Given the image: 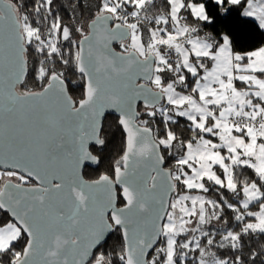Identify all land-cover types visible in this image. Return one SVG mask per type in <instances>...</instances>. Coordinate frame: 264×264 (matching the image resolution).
Instances as JSON below:
<instances>
[{
	"label": "snow or ice",
	"instance_id": "1",
	"mask_svg": "<svg viewBox=\"0 0 264 264\" xmlns=\"http://www.w3.org/2000/svg\"><path fill=\"white\" fill-rule=\"evenodd\" d=\"M216 5L264 29V0ZM53 6L35 0L29 14L0 0V264H247L242 237L264 238V47L240 53L229 35H201V0H97L75 28ZM30 49L39 91L20 90ZM57 61L80 73L78 100ZM106 109L124 147L114 179L89 182L79 167L97 161L87 144L104 145ZM117 229L120 250L100 251Z\"/></svg>",
	"mask_w": 264,
	"mask_h": 264
},
{
	"label": "trees",
	"instance_id": "2",
	"mask_svg": "<svg viewBox=\"0 0 264 264\" xmlns=\"http://www.w3.org/2000/svg\"><path fill=\"white\" fill-rule=\"evenodd\" d=\"M201 2L205 4L210 17L209 22L200 24V27H202L201 35L211 36L216 40H220L223 35H229L233 50L240 53L264 47V29H260L256 21L243 17L241 15V6L230 5L229 11L223 15L222 8L224 6H217L213 0H201ZM34 3L35 0H20L22 8L29 14L33 11ZM92 3H97V0H54L53 14L58 15L64 25H74L78 20H90V17L94 13L89 11V6ZM31 18L34 21L40 20L39 17ZM47 23L48 21L40 20L38 25L45 33L47 31ZM63 47H68L67 42H63ZM117 50L119 49L117 48ZM40 59V55L35 53L34 49H30L28 54L29 73L25 83L20 87V90H41L42 86L35 75ZM49 65L50 68L53 67V65ZM54 68L55 70L64 72L65 82L68 85L69 93L73 99L78 100L81 98L83 94V81L80 79V73L75 70L74 66H63L57 61ZM142 108L143 106H140L139 109L142 114L141 118L149 119L150 125L154 130H159V133L163 132V125L160 123L159 117L153 122L151 118L142 113ZM177 119L179 121L178 125H172L177 135L181 138L190 136V133L186 131L187 122L183 118ZM101 139L105 141L104 145L91 147L92 153L98 158V163L86 166L84 176L87 180H96L104 174L114 177V164L122 155L125 139V133L118 123V116L112 114L107 115L104 121ZM167 159L171 160V157ZM226 195L231 199H235L232 197L231 193H227ZM209 196L216 198V196L212 194H209ZM231 223L233 224V229L236 230V222L231 221ZM242 240L243 245L240 254L245 258L247 264H253V261L250 259V253H261L262 250H264V238H261L259 235H254L244 236ZM121 246L122 237L120 231L117 229L100 248V251L115 255V253L120 250ZM221 251L228 253L230 250L223 249ZM254 264H264V254L258 255Z\"/></svg>",
	"mask_w": 264,
	"mask_h": 264
},
{
	"label": "water",
	"instance_id": "3",
	"mask_svg": "<svg viewBox=\"0 0 264 264\" xmlns=\"http://www.w3.org/2000/svg\"><path fill=\"white\" fill-rule=\"evenodd\" d=\"M115 45H116V44L114 43V44H113V47H115ZM28 73H29V61H28ZM27 76H28V74H27ZM27 76H26L25 79H24V83H25V81H26V79H27ZM24 83H23V84H24ZM65 83H66V82H65ZM66 85H67V83H66ZM21 86H22V85H21ZM21 86H20V87H21ZM67 87H68V85H67ZM68 93H69V89H68ZM69 95H70V93H69ZM140 106H142V102L138 101V102H137V109H138V110H139ZM110 114L119 117V114H118L115 110H113V109H106L104 115L100 118V123H101L100 133H102L105 118L107 117V115H110ZM100 138H101V135H100ZM96 145H99V144H96L94 141H91V140H90V141L88 142V144H87V149H88L89 152H91V154H92L93 156H95V155L92 153V151H91V147H92V146H96ZM95 157H96V156H95ZM95 163H98V158H97V161L84 160V161L80 164V167H79V173H80V176H81L84 180L89 181V182L92 181V180H87V179L85 178V176H84V170H85V168H86L87 165H89V164H93V165H94ZM0 170H3V169L0 168ZM118 189H120V186H119V185L116 186L117 195H118V197H119ZM118 202H119V199H118L117 203H118ZM112 234H113V232H109V233H106V234H105L103 240L101 241L102 246L108 241V239L110 238V236H111Z\"/></svg>",
	"mask_w": 264,
	"mask_h": 264
},
{
	"label": "rangeland",
	"instance_id": "4",
	"mask_svg": "<svg viewBox=\"0 0 264 264\" xmlns=\"http://www.w3.org/2000/svg\"><path fill=\"white\" fill-rule=\"evenodd\" d=\"M215 3H216V0H213ZM242 2H243V0H242ZM95 5H96V3H92V4H90V6H89V11L92 13V12H95ZM229 9H230V5H227V10H225V7H223L222 8V13H223V15H225L228 11H229ZM243 9L241 8V11H242ZM153 11H156L155 9L153 10ZM251 19V18H250ZM210 21V20H209ZM89 22V19H83V20H78V21H76V23L74 24V25H66V26H69L70 28H75V27H79V26H86L87 25V23ZM257 22V21H256ZM202 23H205V22H201V24ZM258 23V22H257ZM200 28H202V27H200ZM74 38L75 39H79L80 37H79V33H74ZM49 67H50V65H49ZM144 109L142 108V113L144 114ZM160 134H163V132H160ZM169 158V157H168ZM170 166V165H169ZM210 194H212V195H215L214 193H210ZM210 198H212V197H210Z\"/></svg>",
	"mask_w": 264,
	"mask_h": 264
},
{
	"label": "flooded vegetation",
	"instance_id": "5",
	"mask_svg": "<svg viewBox=\"0 0 264 264\" xmlns=\"http://www.w3.org/2000/svg\"><path fill=\"white\" fill-rule=\"evenodd\" d=\"M140 109V108H139ZM169 166V165H168ZM113 179H114V177H113ZM118 192H120V189H118ZM118 205H119V202H118Z\"/></svg>",
	"mask_w": 264,
	"mask_h": 264
}]
</instances>
